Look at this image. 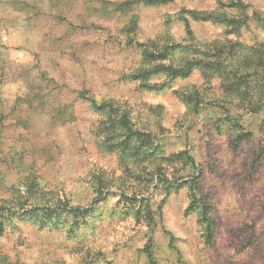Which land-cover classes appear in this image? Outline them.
<instances>
[{"label": "rangeland", "instance_id": "obj_1", "mask_svg": "<svg viewBox=\"0 0 264 264\" xmlns=\"http://www.w3.org/2000/svg\"><path fill=\"white\" fill-rule=\"evenodd\" d=\"M123 1L0 0V207L11 209L0 216V264H264V115L230 101L219 79L208 81L198 70L155 91L130 77L141 61L138 42L170 33L176 42L190 41L183 16L198 43L264 45V29L251 20L228 34L185 13L214 10L217 0L141 1L125 13L107 3ZM241 1L264 13V0ZM131 16L136 27L127 31ZM177 91L197 92L203 101L193 111ZM80 93L127 110L159 138L165 155H193L197 195L209 206L208 237L199 210L187 209V185L167 195L155 177L147 190L140 187V202L119 195L117 156L99 146L100 115ZM231 123L251 135L237 149ZM164 169L170 176L172 168ZM59 199L91 212L41 221L31 211ZM142 204L152 219L144 207L135 216Z\"/></svg>", "mask_w": 264, "mask_h": 264}, {"label": "trees", "instance_id": "obj_2", "mask_svg": "<svg viewBox=\"0 0 264 264\" xmlns=\"http://www.w3.org/2000/svg\"><path fill=\"white\" fill-rule=\"evenodd\" d=\"M141 1L158 3L162 0H125L117 4L107 3L114 7V12L125 13ZM185 11L191 19L211 21L222 25L228 34L238 35L251 20L264 29V13L249 12V5L241 0L225 2L217 0V7L210 11ZM181 20L186 37H189L190 41L184 44L176 42L170 33L156 36L147 42H138L137 47L141 54V61L130 77L138 81L140 87L155 91L163 89L176 78L187 77L194 70H198L202 77L208 81L213 78L219 79V86L225 97L230 98V101L235 99L239 102L238 106L251 114L261 113L264 115V45L261 43L246 45L230 40L198 43L192 37L188 17L183 16ZM135 24L136 18L131 16L128 23L125 24V29L132 31L136 27ZM152 77H163V80L152 81ZM177 94L193 111H196L203 101L197 92L177 91ZM79 97L100 115L94 126L96 134L100 136L99 146L117 156V162L122 171L120 175L122 189L119 195L127 200L134 199L140 202L137 197L141 193V188L147 190L153 184L155 177L159 185L167 188V195L170 193V188L187 185L190 198L187 209L188 211L193 208L199 210V221L205 223V234L208 237L211 224V219L208 216L209 206L203 197L197 195L200 189V176L196 173L198 168L193 155L187 149L165 155L164 144L159 138L148 128L136 126L137 124L131 120L127 110L111 100L97 101L83 93H80ZM217 106L222 107L224 114L230 117L229 109L225 104L219 103ZM235 125L231 123L229 127L232 131L231 146L233 149L239 148L244 142L251 139L250 132L245 130L238 132ZM260 155L264 161L263 148ZM166 165L172 168L170 176L165 175L164 167ZM186 168L191 169V173L183 176L181 171ZM146 200L143 198L141 201L146 203ZM69 205L68 200L59 199L53 208L35 206L31 211H35L41 221L46 217H53V215L52 221H55L61 213L72 214L75 220H79V218L84 219L91 212V208L82 209ZM146 205L142 204L135 210L136 217L144 207L143 211L146 212L149 219H152V215L146 211ZM1 214L5 216L11 214V209L1 206L0 216ZM71 225H78V223L73 221ZM1 228L0 224V230Z\"/></svg>", "mask_w": 264, "mask_h": 264}]
</instances>
